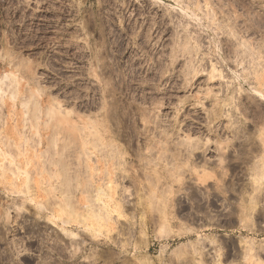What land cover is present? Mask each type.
Segmentation results:
<instances>
[{"label":"rangeland","instance_id":"374dc122","mask_svg":"<svg viewBox=\"0 0 264 264\" xmlns=\"http://www.w3.org/2000/svg\"><path fill=\"white\" fill-rule=\"evenodd\" d=\"M0 154V264H264V0H0Z\"/></svg>","mask_w":264,"mask_h":264},{"label":"bare ground","instance_id":"6f19581e","mask_svg":"<svg viewBox=\"0 0 264 264\" xmlns=\"http://www.w3.org/2000/svg\"><path fill=\"white\" fill-rule=\"evenodd\" d=\"M35 103H36V101H35ZM34 103V104H35ZM37 105V104H36ZM38 107V106H37ZM38 109V108H37ZM39 110V109H38ZM51 112H52V110H51ZM114 113V112H113ZM67 114V113H66ZM95 135V134H94ZM118 137V136H117ZM83 139V138H82ZM86 140V139H85ZM96 140V139H95ZM53 141H55V140H53ZM88 141V140H87ZM93 141H94V139H93ZM56 142H57V140H56ZM98 142H101V141H98ZM93 143V142H92ZM96 143V142H95ZM111 143H113V142H111ZM54 144H56V143H54ZM115 144V143H114ZM113 144V145H114ZM24 145V144H23ZM22 145V146H23ZM52 145V144H51ZM100 145V144H99ZM112 145V144H111ZM97 146V145H96ZM107 146V145H106ZM110 146V145H109ZM99 147V146H98ZM112 147V146H111ZM117 147V146H116ZM23 148H25V147H23ZM122 148V147H121ZM17 149V148H16ZM15 149V150H16ZM123 149V148H122ZM121 149V150H122ZM84 150H86V149H84ZM103 150V149H102ZM113 150H115V147L113 148ZM116 150H118V148L116 149ZM115 150V151H116ZM124 150V149H123ZM249 150V149H248ZM98 151H101V150H98ZM105 151V150H104ZM2 152V151H1ZM46 152H48V151H46ZM58 152H60V150L58 151ZM80 152V151H79ZM114 152V151H113ZM4 153V152H3ZM18 153V152H17ZM90 153V152H89ZM115 153H117V154H115ZM115 153H111V154H109V153H107L105 156L108 158V160H109V162H111V160H112V164L114 165V161L116 162V163H118L119 165L121 164V165H123L124 163H126V161H128L127 160V158L125 157V156H123V154L122 153H120V152H115ZM125 153V152H124ZM5 154V153H4ZM52 154V153H51ZM75 154V153H74ZM78 154V153H77ZM1 156H4V155H2V154H0ZM9 155V154H8ZM7 155V156H8ZM11 156H14V155H12V153L10 154ZM9 155V157H11ZM54 155V154H53ZM76 155V154H75ZM80 155V154H79ZM90 154H88V156H89ZM93 155V154H92ZM7 156L5 155L4 157H6L7 158ZM66 156V155H65ZM117 157V158H115V157ZM139 156V155H138ZM100 157H101V155H100ZM103 157V156H102ZM12 158V157H11ZM96 158V157H95ZM105 158V157H104ZM79 159V158H78ZM114 159V160H113ZM116 159H118L117 161H116ZM106 160V159H105ZM80 161V160H79ZM81 162V161H80ZM80 162L78 163L79 165H80ZM12 163V162H11ZM115 163V164H116ZM256 163V162H255ZM264 165V164H263ZM261 166L260 164H259V166H254V168L252 169V171H254L253 172V178H254V182L256 183V187L254 188V192H255V190L257 191V190H259L260 188H261V185L264 183V181L262 182L261 180L263 179L264 180V166ZM2 166V165H1ZM0 166V168H2L3 169V171H1V172H5V168L6 167H4V165L1 167ZM87 167V166H86ZM256 167V168H255ZM263 169H262V168ZM8 168V167H7ZM6 168V169H7ZM97 168V167H96ZM11 169V168H10ZM88 169V168H87ZM117 169H118V167H117ZM121 170H123V169H121ZM12 171H15V170H13L12 169ZM115 171V170H114ZM114 171L112 170V169H109L108 171H106V173L103 175H101L102 176V178L104 179V180H106V179H108V185H109V187L110 188H113V183H115L116 181H115V179L117 178V176H116V178L114 177L115 175H114ZM126 171V170H125ZM25 172V171H24ZM13 173V172H12ZM16 173V172H15ZM14 173V174H15ZM81 173V172H80ZM2 174H4V173H1V175ZM19 174V173H18ZM26 174H28V172H25V175ZM74 174V173H73ZM101 174V173H100ZM99 174V175H100ZM22 175V174H21ZM67 175V174H66ZM76 175V174H75ZM17 175L15 174V177H16ZM19 176V175H18ZM1 177V176H0ZM88 177V176H87ZM18 178V177H17ZM27 178H28V176H27ZM89 178H91V177H89ZM92 178H94V177H92ZM102 178H100V177H98V179H102ZM115 178V179H114ZM125 178V177H124ZM126 178H127V176H126ZM68 180V179H67ZM90 180V179H89ZM118 180H119V178H118ZM71 181H73V180H71ZM94 181V180H93ZM107 181V180H106ZM88 182V181H87ZM66 184V183H65ZM85 184V183H84ZM244 184V183H243ZM13 185V184H12ZM26 185V184H25ZM62 185V184H61ZM80 185V184H79ZM86 185V184H85ZM91 185V184H90ZM93 185V184H92ZM105 185V184H104ZM248 185V184H247ZM67 186V185H66ZM83 186V185H82ZM13 187V186H12ZM15 187V186H14ZM93 187V186H92ZM101 187V186H100ZM264 187V186H263ZM30 188V187H29ZM85 188V187H84ZM94 188V187H93ZM12 189V188H11ZM14 189V188H13ZM28 189V188H27ZM92 189V188H91ZM108 189V188H107ZM106 189V190H107ZM23 190V189H22ZM50 190V189H49ZM54 190V189H53ZM73 190V189H72ZM104 190V189H103ZM20 191V190H19ZM27 191V190H26ZM29 191V190H28ZM66 191V190H65ZM85 191V190H84ZM86 191H88V192H90V186H89V190H87L86 189ZM100 191H102V187L99 189V192ZM108 191V190H107ZM73 192V191H72ZM98 192V191H97ZM249 192V191H248ZM258 192V191H257ZM19 193V192H18ZM21 193V192H20ZM27 193V192H26ZM65 193V192H64ZM83 193V192H82ZM63 194V193H62ZM247 194V193H246ZM70 196V195H69ZM105 196H107V197H109L108 199L112 202V200L114 199L113 198V194L112 193H108L107 192V194L105 195ZM248 196V195H247ZM66 198H67V196H65ZM92 197V196H91ZM95 197V196H94ZM121 197V196H120ZM241 197V196H240ZM250 197V206H246L247 208H248V210H251V209H255V208H257V206H256V201H258V197H259V195L257 194H252L251 196H249ZM66 198H64V201L63 202H60V203H58L59 205H60V209H62V210H64V211H69L71 214L70 215H72V213L73 212H75L76 211V209H75V206L73 205V202H72V198L71 199H66ZM86 198H87V196H86ZM50 199V198H49ZM55 199V198H54ZM74 199V198H73ZM88 199H90V198H88ZM95 199V198H94ZM44 201V200H43ZM57 201V200H56ZM60 201V200H59ZM96 201H99V202H97V203H99L98 205H95L96 203H91L92 205H88L89 207H88V210H87V212L85 211H83L84 213H82V211L81 212H79V214H82L83 215V217H82V215H80V217H82V219L83 218H91V217H93V215H97L98 217H99V221H102L103 219H105V221L106 220H108L109 218V216H111L110 215V213L108 212V211H106V212H104V210H106L105 208L109 205V203H107L106 201H105V199L103 198V201L101 200V196L100 195H97V197H96ZM102 201V202H101ZM50 202H52V201H50ZM58 202V201H57ZM119 202V201H118ZM45 203H46V201H45ZM76 203V202H75ZM123 203V202H122ZM121 203V204H122ZM244 203H245V201H244ZM118 204V203H117ZM53 205H54V203H53ZM58 205V206H59ZM76 205V204H75ZM87 205V204H86ZM245 205H247L246 203H245ZM259 205V204H258ZM44 206V205H43ZM51 206V205H50ZM70 207L68 210H67V207ZM120 206V205H119ZM46 207H48V206H46ZM45 207V208H46ZM109 207V206H108ZM251 207V208H250ZM43 208V207H42ZM44 208V209H45ZM21 209V208H20ZM41 209V208H40ZM46 209H48V208H46ZM90 209H91V212H90ZM242 210V209H241ZM259 211H260V209H258ZM8 212V211H7ZM77 213H78V211H76ZM75 212V213H76ZM252 213V212H249V211H245V206H244V211L242 210V215L240 216V217H242L243 218V216L245 215H248V213ZM256 212V211H255ZM76 213V214H77ZM241 213V212H240ZM260 213V212H259ZM68 214V213H67ZM74 214V213H73ZM79 214L78 215H76L77 217H79ZM263 214V213H262ZM69 214H68V216H70ZM249 215H251V214H249ZM248 215V216H249ZM8 216L10 217V215H9V212H8ZM73 216H75V215H73ZM75 216V217H76ZM72 217V216H71ZM77 217H76V220H77ZM96 217V216H95ZM98 217H97V219H98ZM49 219V218H48ZM67 219H69V218H67ZM71 219V218H70ZM73 219V218H72ZM71 219V220H72ZM115 219V218H114ZM244 219V218H243ZM247 219V218H246ZM245 219V220H246ZM64 220V219H63ZM74 220V219H73ZM72 220V221H73ZM71 222V221H70ZM80 222V221H79ZM82 222H84L83 220H82ZM98 222V221H97ZM64 223L65 224H68L69 223V220H64ZM81 223V222H80ZM85 224H86V222H84ZM102 223H104V222H102ZM106 224H107V222H105ZM104 223V225H106ZM84 224V225H85ZM100 224V223H99ZM79 225V224H78ZM101 225V224H100ZM99 225V226H100ZM85 226H87V224L85 225ZM89 226V225H88ZM61 228V227H60ZM93 228V227H92ZM63 230H67V229H65V228H62ZM89 229H90V227H89ZM93 230V229H92ZM95 230V229H94ZM97 230V229H96ZM86 231V230H85ZM63 232V231H62ZM66 232H68V230L66 231ZM89 232V231H88ZM85 233V232H84ZM66 234V233H65ZM68 235L67 236H72V238H77L79 235H78V233L76 232H74V231H69L68 233H67ZM96 234V233H95ZM98 234V233H97ZM96 234V235H97ZM66 237V236H65ZM79 238V237H78ZM78 238H77V240H78ZM84 239V238H83ZM80 240V239H79ZM111 240V239H110ZM81 241H82V239H81ZM81 241H79L78 242V246H76L77 248L79 247V244H80V246H81ZM70 242V241H69ZM122 242V241H121ZM117 243V242H116ZM76 244H77V241H76ZM248 244V243H247ZM251 245H253V244H250L249 246H248V252L247 253H251L252 251H253V249H254V247L252 246L251 247ZM241 248V247H240ZM252 250V251H251ZM255 251V250H254ZM71 253V252H70ZM257 254H258V252H257ZM247 255V254H246ZM73 256V255H72ZM254 257V256H253ZM138 261V260H137ZM141 264V263H140Z\"/></svg>","mask_w":264,"mask_h":264}]
</instances>
